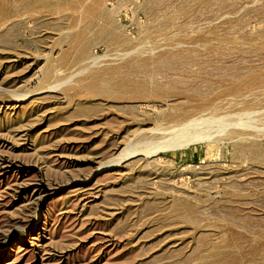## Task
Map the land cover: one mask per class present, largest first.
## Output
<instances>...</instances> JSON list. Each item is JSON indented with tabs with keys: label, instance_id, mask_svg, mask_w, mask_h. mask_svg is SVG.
Returning <instances> with one entry per match:
<instances>
[{
	"label": "rangeland",
	"instance_id": "rangeland-1",
	"mask_svg": "<svg viewBox=\"0 0 264 264\" xmlns=\"http://www.w3.org/2000/svg\"><path fill=\"white\" fill-rule=\"evenodd\" d=\"M0 264H264V0H0Z\"/></svg>",
	"mask_w": 264,
	"mask_h": 264
},
{
	"label": "bare ground",
	"instance_id": "bare-ground-1",
	"mask_svg": "<svg viewBox=\"0 0 264 264\" xmlns=\"http://www.w3.org/2000/svg\"><path fill=\"white\" fill-rule=\"evenodd\" d=\"M216 123V122H215ZM129 155V154H128ZM128 155H126L128 157ZM125 157V156H124ZM123 158V157H122ZM125 159V158H124ZM121 160V159H120ZM119 164V163H118ZM113 166V165H112ZM110 167V166H109Z\"/></svg>",
	"mask_w": 264,
	"mask_h": 264
}]
</instances>
